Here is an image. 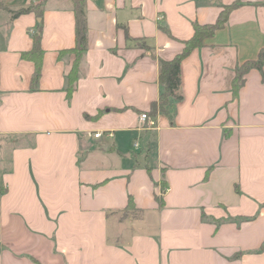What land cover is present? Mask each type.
<instances>
[{
    "label": "crops",
    "instance_id": "1",
    "mask_svg": "<svg viewBox=\"0 0 264 264\" xmlns=\"http://www.w3.org/2000/svg\"><path fill=\"white\" fill-rule=\"evenodd\" d=\"M40 1L0 0V264H264V64L232 93L264 47V0H83L70 96L72 0L11 17ZM232 3L182 59L172 117L146 126L159 60Z\"/></svg>",
    "mask_w": 264,
    "mask_h": 264
},
{
    "label": "trees",
    "instance_id": "2",
    "mask_svg": "<svg viewBox=\"0 0 264 264\" xmlns=\"http://www.w3.org/2000/svg\"><path fill=\"white\" fill-rule=\"evenodd\" d=\"M44 1L42 0L34 6L19 8L17 10L11 11V17L14 18L19 14L35 11V13L41 17ZM73 11H74V34L75 43L74 46L68 50L60 51V56L65 52H69L72 55L70 69L67 73V84L66 92L68 96L76 88V82L78 79V68L83 54L87 49V25H86V15H85V5L83 0H72ZM238 3H232L224 5L218 14V17L213 23L199 24L197 22L193 23V34L190 38L182 40V48L171 59H160L159 60V72L158 80L161 85V91L158 99L151 102L149 110L145 112L149 117L154 118L158 113L172 117L174 112V103L182 99V94L180 91L181 86V74L180 65L183 58L191 53V51L197 47L204 44V40L211 37L215 31L222 28L228 18V15L232 8L237 6ZM41 21L37 23L36 30L32 35L33 47L30 52L24 53V57H28L33 60L35 64V69L32 74L31 84L32 87L36 84L40 72H41V56L43 50L40 45L41 39ZM264 64V47L258 52L257 58L252 60H246L235 68V75L232 80V93L236 96L238 89L244 83V75L252 68H256L262 71ZM128 205H132L130 200ZM205 216V215H204ZM251 217H240V219L248 220Z\"/></svg>",
    "mask_w": 264,
    "mask_h": 264
},
{
    "label": "built area",
    "instance_id": "3",
    "mask_svg": "<svg viewBox=\"0 0 264 264\" xmlns=\"http://www.w3.org/2000/svg\"><path fill=\"white\" fill-rule=\"evenodd\" d=\"M140 121L143 122L146 126L151 127L154 125V119L149 117L146 113L140 114ZM102 133L97 132L94 134L95 137H99Z\"/></svg>",
    "mask_w": 264,
    "mask_h": 264
}]
</instances>
